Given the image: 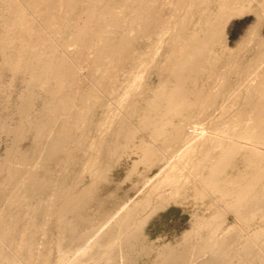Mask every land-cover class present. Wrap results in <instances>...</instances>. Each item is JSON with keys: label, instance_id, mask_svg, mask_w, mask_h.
Masks as SVG:
<instances>
[{"label": "bare ground", "instance_id": "obj_1", "mask_svg": "<svg viewBox=\"0 0 264 264\" xmlns=\"http://www.w3.org/2000/svg\"><path fill=\"white\" fill-rule=\"evenodd\" d=\"M181 1L182 0H164L160 3L157 11H161L166 7L173 8ZM246 1H252L259 4V6H262L261 15L257 13V22L264 20L262 19L264 18L262 16V12L264 13V0H191L188 5H181L180 8L185 10V12L183 11L182 14L178 13V15H181L180 18L175 17L174 27L179 24L178 30L165 31V34L169 35L168 39L171 44L167 47L169 48V51H167L168 55L166 54V62L162 64L160 62L162 67H159L163 68L160 69L161 71L163 70V74L168 71V78L170 77V79L167 81L165 80V82L162 83V80L159 77V81L161 80L162 84L160 85V82L158 83L160 86L154 89V96L149 97L147 100L145 99L146 103L144 104L148 106L146 107L147 113L145 112V115L139 117L140 124H138L141 125L140 128H143V130H147L146 128L148 127V129H150V127H152L153 130H155V133L169 132V135L165 137V141L163 142L169 141L172 143L175 141L177 142V145L178 142H181V146L184 148H181L183 151L180 153L182 154V157H186V160L183 161V163H181L182 160H178L169 165L167 169L163 168V170H165L163 178L160 176H157V178H155L156 180L152 178V180H154V182L152 181L153 184L141 198L124 207L118 206L116 211L111 215V224L106 231L101 234L99 233L97 237L91 239V232L89 230L87 231L85 229L84 231L82 229L85 220L81 219L77 213L82 204L90 201L96 187L95 176L101 172L97 167L98 171H96L93 164L98 162L104 154H107L109 149L112 147V144H118L121 139V128L123 126H120L121 128L119 129L116 128L117 130L115 131H113V128V135H108L109 133L107 134L109 138L110 136H115L113 139L111 137L112 142L110 139H108L109 141L107 140L111 145L108 144V142H105L107 139L106 137H103V140L99 139L96 142L93 148L94 153H92V156L90 155V159L86 161L88 166L85 165L83 173L78 172L75 169L77 167L76 165H78L76 162L78 155L74 151L79 147H84V143L81 138L85 137L84 134L86 131L85 127H87L86 124L91 123L90 119L92 118L88 117L89 113L93 108L101 103H99L100 101L97 98L98 92L96 93L92 84L90 85L92 86L91 88H85L86 91L83 86H81L84 92L82 90V92L77 91L74 93L72 90L75 85L79 86L78 83L80 81L73 65L77 56H73L68 53L69 48L67 49L66 47L70 44V42L66 39L57 38L58 33H60L61 28L63 27V22H66V15L57 14V11L55 10V0H0V3L6 4L5 7L7 9V15H4V13L0 10V20H2V25L0 23V27L2 28L0 31V49H3L4 53L5 50H8L9 52V50L11 51V49L14 48V43L18 41L20 42L19 44L21 47H18L19 49L16 50L14 49L15 51L18 50L16 53V62L14 60L16 58L14 56L15 54L11 55L10 53H6L4 56H6L5 58L8 57L10 59L11 56L15 57L13 59L14 62L12 61L13 63L11 64H13L15 69L18 68L16 72L20 71L19 69L22 67L27 69L26 82L28 87L31 88L29 94L20 99L15 106L13 113L18 116L19 121L12 123L11 115H6L5 118H1L3 115L0 114V126L2 127L1 129H3L1 131H6V134L9 133V135L10 133H13L12 136L14 135L13 137H15V140H12L13 144H11L12 146L10 149L7 146L9 149L8 152L6 151L8 155L5 153L7 160L4 161V164L0 165V264H23L24 260L32 262L29 264H33L34 258L35 248L34 242L31 240L32 234L21 235L16 231L17 226L15 222L18 220L17 216H6V207L9 205L10 207H19V209L24 211L23 214L29 217V220L33 222V227L36 230L43 231L48 248H46L42 254V259L37 264L48 263V252H51L49 247L52 246L54 244V240L59 238V236L63 233L61 232L62 230L59 231V234L51 232V229L53 228V221L57 222L55 228H63L65 235L69 238L68 243L60 240L57 242L59 243L58 246L61 248V252L59 251L60 256L58 257V264H136V260H128V257L129 255L134 254V252H131V249L134 248L138 239H140L141 231L145 224V217L143 216L144 212H149L150 214L166 208V205L176 201L178 197L187 195V191L193 188H195V195L193 194L194 200L196 195L202 196L207 193L209 194L208 191L221 193L222 196H220V198L222 197V199L229 198L226 202L227 207H229L228 209L230 212L232 211L235 216V221H233L234 223L227 225L226 220L221 222L222 224H218L220 222H217V220V223H215L214 219L216 216H209L210 218H207L206 220L199 218L202 221H198L194 226H192L191 230H188L185 233L182 237L184 240L183 242H178L176 246L169 244L164 246V248L157 253L152 264H264V33L262 30H260L261 33H259V27L255 25L248 30L245 37H243V39L238 43V49L236 48L238 52L240 53L241 51H245V53H248L244 54L242 58H244L245 55L251 56L248 65L245 63L247 59H245L244 62L241 61L240 63L238 60V67L239 65L241 67V64L244 63V66L241 67V72L238 71L240 67L239 69L236 68V61L234 63L235 66L234 64L233 66L231 65L234 61V59H231L233 60L231 62L229 61L231 64L227 62L228 65L226 63L220 73V69L218 70L219 63H221L220 61H223L222 57H224L223 54L226 51L216 53L218 50L215 51L214 48V46L216 47L217 42H219V38L224 32L225 25L230 18L245 13L246 10L245 7H243V4ZM73 3H76V6L73 9L78 8L81 4V0H76V2H73V0H66L64 6L69 8V6ZM99 6H102V0H98L96 4L94 2L93 7L90 9L91 14H88L86 19H84L85 17L83 16V12L81 10L73 11L71 15L73 16V14H77L75 16H77L78 19L76 21L75 17L74 25H72L73 31L70 33L74 39V43H77L82 47L80 50L86 51L87 53L89 49H95L92 51L93 53H96L97 58L91 61L90 69L92 72H90L89 75L90 81L87 80V82L95 81L96 83L101 82L100 76L113 81L116 77L115 71L123 66L127 55H129L130 51H132V40L128 37V34L123 27L124 25H121L120 27L116 25V22L118 24L119 22L110 10L103 9V12L105 13L102 14L108 15L107 12L110 11L113 17L110 18L108 23L101 21V18L97 17V14L102 10ZM123 8H136L141 10V15L138 21L139 26L142 28L151 27L147 22V12H143L142 10L143 5L141 2L139 3L136 0H130L128 1V5ZM29 9L33 12H28ZM178 10L179 9L176 6L175 11ZM247 11L249 12L251 9L248 8ZM35 13H39L40 16L43 15V28L45 31L47 29H51L52 25H57L56 36H54L53 32H49L48 36H41L39 38L40 41L38 43L35 42ZM94 26L100 28L101 31L96 33L98 34V37L95 36V39H97L92 43L91 37L88 35L87 31L90 30V27ZM40 27L42 31L43 28L41 25ZM108 27H113L115 30L112 32L108 31ZM64 28H67V26H64ZM65 34L66 31H63V35ZM258 34H260V36L259 38H256ZM253 39H258L257 43L254 45V40V43H252L253 46L251 45L249 46L250 48L248 47L246 49V46L251 44L250 42ZM38 46L39 50L37 51L35 48ZM15 51L12 53H15ZM227 52L229 53L230 50ZM232 52L234 53V51ZM232 52L230 55H232ZM79 55H81V51L79 52ZM230 55H226L227 58L229 57L230 59ZM237 56L234 54V57ZM235 59L237 60L238 58ZM0 62L2 63V61ZM5 62L8 61L5 59ZM5 62L2 63V66L7 64ZM156 65H159V62L158 64L156 63ZM206 65L207 67L209 65L210 68V71L208 68L209 74L206 76L209 77V75H211V79H215L216 76V79H226L228 74L231 72L228 69L231 68L232 70L234 67L238 69L237 71L239 73L237 74H239L240 77L243 76L241 77L243 80H240L241 82L238 81V92L236 89L234 92L238 93L239 98L244 96V100L242 99V105L240 106L238 105V101L240 99L237 101L238 97H236L237 102H235L238 105V110L237 113L234 114V117H237V120H241L238 119V117H247L248 122L241 125L238 130L226 129L224 132L226 131L227 133H221L223 136L240 139L238 140L240 141L238 144L235 141H221L219 138H217L218 140H215V135H209L203 131V127L198 125L195 126L188 122L187 119L191 120L188 116L185 117L184 122L181 121L176 125L172 123L174 118H168L170 114L177 117L179 115H183L182 112H184L185 109L187 110L188 106L192 108L193 105H191V102L188 101L187 95L190 97L191 93L195 95L198 92L195 93L194 90L189 89L190 87L186 88L185 84L190 79V81H192L193 78L195 79L194 82H197L196 79L198 78L197 80H199V78L203 76L200 75L199 77L198 75L204 71ZM103 66L105 67V70L103 69ZM139 67H141L139 68L140 70L137 69L136 71V74L138 73V77L143 73L141 70L143 67ZM164 68L166 72L164 71ZM98 69H102L103 74L96 77V72H93V70L96 71ZM144 69L146 68L144 67ZM152 69H155V64ZM206 70L207 69H205V71ZM156 71L154 73H156ZM159 75L161 76V73ZM230 75H232V73ZM138 77L136 78L139 79ZM141 77L142 76H140L139 79L140 81ZM137 79L135 81L138 82L139 80ZM171 79L174 81H170ZM222 81L218 84L222 83L221 85L225 86L224 84L226 83V80ZM81 82L84 83L83 80ZM230 82L231 81H228V84H230ZM39 84H41V86H45L44 95L47 97L44 99L42 106L39 109H35L36 107L33 99L34 96H37L35 88ZM189 85L190 84H187V86ZM221 85H219L218 88H220ZM133 86L135 85L133 84ZM136 86L138 87V83ZM52 87L56 90H50ZM84 87H87V84ZM215 89L213 90L216 93ZM4 90L3 92H5ZM200 90H202L203 93V89ZM208 90V93L212 92L210 91L212 88ZM220 90L221 89H219V91ZM200 93L201 91L197 95H202V93ZM193 94L192 96H194ZM207 95L209 94L204 95V97ZM212 96L214 97V95ZM99 97L102 96L99 95ZM195 97L197 96L192 98L196 99ZM233 99L235 100V98H232L231 100ZM208 100L205 101L207 104ZM196 101L200 104H197L198 102L193 103L196 104L194 107L195 110L196 106L204 105V101L201 97H198ZM133 102L134 101H132V103ZM136 103L137 101L135 104H131L130 102V106L127 105V107H125H130L132 109ZM236 103L232 102L231 104ZM103 104L108 106V103L106 102ZM135 107H137V105ZM124 108L122 107V109ZM126 108L124 109L125 111ZM0 109H2L1 105ZM134 109L136 108L132 109L135 112ZM143 109L145 110V108ZM222 109L224 111L225 107ZM109 110L110 108L106 109L108 114H110ZM119 110L121 111V109ZM127 111L131 110L127 109ZM224 113L225 111L222 112V114ZM222 114L221 116H223ZM91 115L92 112L90 116ZM205 116V122H209L211 120L213 121L211 125L215 127V130L216 127H218V123L221 121L226 122V119L222 120L223 118L220 116L217 118L213 117L214 119L212 117L209 118L210 116L208 117V115ZM118 117L126 118L127 116L124 117L121 115ZM129 117L127 118L128 121ZM93 121L94 119L92 120V126ZM115 121H117V119ZM97 123L99 124L100 121H97ZM101 123L99 125H101ZM171 125L172 127L170 130L167 129ZM78 126L81 130L83 129V135H80V139L77 137L79 141L76 140V142L74 141L75 138H73L74 140L72 139L71 132L75 130V127L79 128ZM205 128H208V126ZM210 129L211 131H214L212 128ZM131 130L132 129H130L129 132V138L134 135L133 130ZM140 130L143 131L142 129ZM206 131L210 130L207 129ZM231 132L233 135H231ZM161 133H156L157 135H154L158 138ZM124 135L127 137L126 134ZM29 137L32 139V145L30 148L24 150L19 148V142L24 139H29ZM199 137L200 139L202 137L200 144L198 143V140H200ZM203 137L205 141H202ZM157 138L154 140H157ZM211 138L213 139L210 140ZM9 139V142H12L11 138ZM124 139L126 140V138ZM206 140L210 141L207 142ZM132 141L133 139L130 143ZM128 143L129 142H127V144ZM151 144L155 146V144ZM151 144H149V146ZM164 144H161L159 149L164 147ZM89 148H91V146ZM151 148L154 150V147L147 148L146 150V156H150V158H152V155L149 154L150 151L152 153L157 150L153 151ZM163 149L164 148H162L161 151H163ZM181 149L178 150L180 151ZM80 150L82 149L79 148L76 152H79ZM161 151L158 150L160 153ZM112 152L115 151L113 150L110 153L108 152V155H112ZM143 153L145 154V152ZM237 154H242L245 158V168L233 177L225 175V171H228L227 167L231 164ZM75 155H77V157ZM161 155L163 154L161 153ZM83 156L85 157L86 155L83 154ZM74 157H76V159ZM143 157L144 158H141L142 160L145 159V155ZM164 157L166 158V155ZM97 158L99 159L97 160ZM71 159L72 161H75L74 163L76 165L72 162L75 168H73V165L71 164L72 169L75 170L70 169V172L68 171V173L65 171H67L66 169L70 167L69 165L71 163ZM101 160L106 159L102 157ZM54 161L57 162H55L56 167L54 166L56 170L51 169V163L53 162V164H55ZM101 163H105V161H101L100 165H102ZM229 168L230 167H228V169ZM40 170H43L44 173H40ZM102 170H104V167ZM3 173L6 174L4 175ZM84 173L89 174L91 183L79 188V183H81L84 179ZM1 174L3 175L1 176ZM191 177H194V179L198 181V184L195 183L193 188L190 186L191 183H188ZM165 181L167 183H165ZM184 192H186V194H183ZM34 194H36L37 201L35 202L34 199H32L30 204L28 201L34 196ZM214 195L216 197V194ZM218 201L215 202L214 200V202L217 203V206ZM110 204H112V202ZM221 206L220 208H222ZM225 206L226 204L223 207ZM223 209L225 211L228 210L227 208V210L222 208L221 212L219 211L217 213H222ZM225 213L227 212H224L223 215ZM219 216L223 218L221 214ZM217 219L220 218L217 217ZM254 219H258L259 224L252 228V226H250V221H246L251 220L252 222ZM22 237H25V239ZM76 238L78 240L77 244L87 242L88 245L82 253L68 255L67 252L63 251L65 245L67 246L71 244ZM150 250L152 251V249Z\"/></svg>", "mask_w": 264, "mask_h": 264}, {"label": "rangeland", "instance_id": "obj_2", "mask_svg": "<svg viewBox=\"0 0 264 264\" xmlns=\"http://www.w3.org/2000/svg\"><path fill=\"white\" fill-rule=\"evenodd\" d=\"M97 1L98 0H81V4L78 6V8L73 9L76 6V3H73L72 5L69 6V8H67L64 6V3L66 2V0H55V2H56L55 3V5H56L55 10L57 11V14H61V15L65 14L66 15V22L65 21L63 22V27L61 28L60 33H58L57 38L58 39H66L68 42H70V44L66 47L67 49L69 48L68 53L72 54L73 56L74 55L77 56V59L74 60L75 62L73 63V65L75 67L77 77L80 80L78 83L79 86L80 87L83 86L84 89L88 88V87L91 88L92 86H94L96 93L98 92L97 98L100 101L99 103H101L92 109V111H91L92 115L91 116H90L91 112L89 113L88 117L92 118V119H90L91 123L86 124L87 127H85V129H86L85 134H84L85 137L81 138L82 142L84 143V147H79L80 149H82L79 152H76L77 150H79V148L75 149V151H74L78 155V159H76L77 155H75L76 157H74L76 159V162L78 163V165H76L74 163L75 161H72V159H74V158H72L71 163L69 165L71 168L68 166L69 168H67L66 169L67 171H65V172H68V171L70 172V169L71 170L76 169L78 172L83 173V168L85 167V165H87L86 161L88 159H90V155L92 156V153H94L93 148H94L96 142L99 139L106 137L107 139L105 140V142L107 143L109 141L108 139L111 140V137H112V139L115 137V136L114 137L110 136V138H109V136H108V135H113V132H112L113 128H114L113 131H115V130H117L123 126L121 128L122 134L120 137L122 140L120 139L118 144L117 143L112 144V147L113 148L116 147V148L113 149L111 147L108 151L110 153L111 151L114 150L115 152L111 153L113 156L108 155L109 153L107 152V154H104L102 156L107 161L101 160L102 157L100 159L103 162L105 161V163H101L102 165H100L101 161L98 160L99 158H97L98 162H95L93 164L94 169H96V171H98L97 170V168H98L99 171H101V172L96 174L97 179L95 176V180H96L97 184L95 183L96 187L94 189V192L92 194L90 201L82 204L81 208L78 210V213H77V215L80 216L81 219L85 220L84 226L82 229L84 231L86 229L87 231L89 230L91 232V234H92V236H90L91 239L97 237V235H99V233L101 234V233L106 231V229L111 224V220H112L111 215H112V213H114L116 211V208L118 206L124 207L126 205L132 204L133 202L137 201L139 198H141L149 190L150 186L153 184L154 180H156L155 178H157V176H160L161 178H163L164 174H165L164 173L165 170H163V168L167 169L169 167V165L173 164V162H176L178 160H182L181 163H183V161L186 160V157L185 158L182 157V154H181L183 151L181 149L183 147V146H181V142H178V145L176 144L177 142H175V141H174L175 143L174 142L171 143L169 141L163 142V141H165V137L169 135L168 134L169 132H167V133L156 132L157 134L161 133V135H160L161 138L160 137L157 138V136H155L157 134L155 133V130H153L152 127H150V129H148L149 127L146 128L149 131L143 130V128H140L141 125H139L140 124V122H139L140 118L139 117H142L143 115H145V112L147 109L146 107H148V106L144 103H146V100L149 97L154 96V93H153L154 89L158 88L163 82H165V80L167 81L170 79V77L168 78V73H167L168 71L166 72L165 68H164V71L167 74L166 73L163 74V70L162 71L160 70L163 68H159V67H162V65H161L162 63L166 62V56L168 55L167 51H169V48H167V47H169L171 44L169 42V39H168L169 35L165 34V31L166 30H178L179 24H177L174 27L175 17L180 18L181 15H178V13L182 14L183 11L185 12V10L180 8L181 5H188V3L191 2V0H182L181 2H179L178 5H176L177 8L179 9L178 11H175L176 6H174L173 8L166 7L161 11H157V8H159L160 3H162L164 0H136L139 3L140 2L142 3V5H143L142 10H143V12H147V22L149 23V26H151L148 28H142L139 26V23H138L139 17L141 15V10H138L136 8H134V9H132V8L124 9L123 8L124 6L128 5V1H130V0H102V6H99V8L102 10L99 13L97 11V13H98L97 17H100L101 21H105L106 23H108L110 18L113 17L112 14L110 13V11H111L119 22V24L116 22V25L119 27L121 25L122 26L124 25L123 27L126 30L128 37L132 40V51H130L129 55H127V58L123 64V66L120 69L115 71L116 77H115V79H113V81H111L108 78H105L103 76H100L101 74H103L102 69H98L96 71L93 70V72H96V75H97L96 77H99V76L101 77L100 78L101 82L96 83L95 81L89 82L90 81L89 75H90V72H92V70L90 69L91 61L93 59L95 60L97 58L96 53H93V51H92L95 49L91 48L87 51V53H86V51L80 50V49H82V47L79 44L74 43V39L70 33H71V31H73L72 25H74L75 17H76V21L78 19L77 16H75L77 14H73V16H72L71 13H73V11H75V10H81L83 12V16L85 17L84 19H86V16L88 14H91L90 9L93 7L94 2L96 4ZM165 1H169V0H165ZM73 2H76V0H73ZM246 2L243 4V7H245V10H246L245 13L230 18V20L225 25L224 32H223L224 34L222 33L221 37L219 38V42H217V44H216V47L214 46L215 51L218 50L216 53H221V52L226 51L223 54L224 57L226 55L227 56L230 55V53L232 51H234V53L232 52V55H230V59H229V57L227 58V56L225 58L222 57L223 61H220L221 63H219V67H218V70L220 69V73L222 72L221 70L224 67V65H226L227 62L230 63L231 61H233L231 59H234V61L232 62V64L231 63L230 64L233 66V64L236 61V68H238V69L240 67V65L238 67V60L240 63L241 61L244 62V60L247 59V61L245 63L247 65L249 64V62H250L249 60H250L251 56L245 55V57L242 58V56L244 54H248V53H245V51H243V52L241 51L240 52L241 55H240V53L237 50L238 49V43L243 39V37H245L248 30H250L253 26L257 25V27H259V30H258L259 33H261L260 30H262V32L264 33V20H262L261 22L258 21L259 23L257 22V16H258L257 13L261 15V11H262L261 7L262 6L261 5L259 6V4L252 2V1H250V2L246 1ZM5 6H6V4L0 3V10L2 11V13H4V15H7V9ZM248 8H250L251 11L248 12L247 11ZM103 9L104 10H110L107 12L108 15L102 14V13H105V12H103ZM30 10L31 9H29L28 12L32 13L33 11H30ZM252 10H256V11H252ZM35 14H36V21H35L36 26H35V30H34V34H35L34 37L36 38L35 42L38 43L40 41L39 38L41 36L42 37L44 35L48 36L49 32H53L54 36H56V30H57L56 26L57 25H54V26L52 25L51 29H47L45 31L43 28V25H44L43 15L40 16L39 13H35ZM263 14L264 13L262 12V16L264 17ZM31 17H34V16H31ZM32 19H34V18H32ZM262 19H264V18H262ZM0 21H1L0 23L2 25V20H0ZM80 23H81V19H80ZM100 24H102V23H100ZM40 25L43 28L42 31H41ZM64 26H67V28H64ZM89 29L90 30H88L87 32H88V35L91 37V42L93 43L97 39V38L95 39V36L98 37V34H96V33L101 31V29L98 27H95V26L90 27ZM1 30H2V28L0 27V31ZM113 30H115V28L108 27V31L112 32ZM63 31H66L65 35H63ZM259 36H260V34H258V36L257 37L255 36V37L259 38ZM254 40H255V43H254ZM257 40L258 39H253L250 42L251 44L248 43L249 45L246 46V49L251 45L253 46L252 43H254V45H255L257 43ZM19 43H20L19 41L14 43V48L12 47L13 49H11V51L9 50V52H8V50L6 51L4 49L5 50V53H4L3 49L2 50L0 49V61H2V63H3V62H5V59H6V61L9 62V63L5 62L7 64H5L4 66H2V63L0 62V67H1L0 68V78H1L0 79V105L2 107V109H0V112H1L0 114L3 115V116H1V115L0 116H1V118L2 117L5 118L6 115H11L12 120H15V121L11 120L12 123L19 121L18 116L13 113L15 110L16 104L20 101V99L27 96L31 90V88L28 87L27 82H26V79H27V71L26 70L27 69L25 67H22V68L20 67L21 68V69H19L20 71L16 72V70H18V68L15 69V67H13V64H11L14 62V60H15V62L17 60L16 53L18 52V50L17 51H15V50L19 49L21 47V45ZM15 44H17V45H15ZM38 48H39V46L35 49L38 51L39 50ZM229 50H230V52L228 53L227 51H229ZM1 51L3 52V54ZM14 51H15V53H12ZM80 51H81V55H79ZM236 51L238 53V56H237ZM6 53L7 54L10 53L11 55L15 54L14 56L16 58L14 56H11V59L8 57L5 58L6 56H4V55H6ZM234 54L237 57H234ZM246 57H248V58H246ZM235 58H238V59L236 60ZM158 62H159V65H161V66L156 65V63L158 64ZM160 62H161V64H160ZM228 63H227V65H228ZM154 64H155V69H152V68H154ZM139 66L143 67L141 69L143 73L141 75L140 74L141 72L139 71L140 75L138 77L137 76L138 73L136 74V71H137V69L141 68ZM157 66H158V68H157ZM234 66H235V64H234ZM243 66H244V63L241 64V67H243ZM144 67L146 69H144ZM206 67H207V65L205 66L204 71H205V69H207L206 71H208L209 65L207 68ZM241 67L239 70L234 67L232 69V70L236 69L234 71H232L231 68H229L228 70L231 71L230 74L232 73V75L228 74V77L226 79H223V78L222 79H220V78L216 79L217 76L215 77V79H211L210 78L211 75H209V77H207L206 75L209 74L210 68H209L208 72L205 71L206 74L204 73V71H202L201 74L199 73V75H198L199 77H200V75H203V76H201L200 77L201 79L199 78V80H197L198 79L197 78L196 79L197 82H194L195 81L194 78L192 79V81H190L191 80L190 79L185 84V87L186 88L190 87L189 89L194 90L195 93L198 92L195 95L193 93H191V94L189 93L190 97H188V95H187L188 101H190L191 105H193L192 106L193 109L190 108V106H188L187 110L186 109H185V111L183 110L184 111V112H182L183 115H179L180 118H179V116L177 117V116L171 115V114L168 118H174L172 123L174 125H176L177 123H180L181 121L184 122L185 117L188 116L191 118V120L187 119L188 122H190L191 124H193L195 126L198 125V126L203 127V131H205L209 135H212V136L215 135L216 136V137H214L215 140H218L217 138H219L221 141H229V142L235 141V142H237V144L240 143V141H238L240 139H238V138L234 139V138H231L230 136H229L230 137L229 138L227 136H223L222 134L226 132V131L224 132V130H226V129H228V130L237 129L238 130L241 125L248 122L247 117H242V118L238 117V119H241V120H237V117L236 118L234 117V114L237 113V110H238L237 106L242 105V99L244 98V96H241L239 98L238 93L234 92L235 89L238 92V86H237L238 81L243 80L241 78L243 76L240 77L239 74H237V73L242 71ZM103 69L105 70L104 66H103ZM143 70H145V71H143ZM155 71H156V73H154ZM158 71H161V72H158ZM233 72L236 74H234ZM160 73H161V76L162 75H164V76L161 77L159 75ZM240 75H241V73H240ZM140 76H142L141 81L139 80ZM165 76L167 77V79ZM229 76H230V78H229ZM136 77H138L139 79H137ZM159 77L162 80V83H161V80L159 81ZM212 78H214V77H212ZM81 79L84 81V83L87 84V87H84V86H86V84L81 82L82 81ZM96 79H98V78H96ZM136 79L139 80L140 82L135 81ZM87 80H89L88 81L89 85H88ZM220 80L221 81L226 80V83L224 82L225 86L221 85L222 83L218 84L221 82ZM170 81H174V80L171 79ZM216 81H217V84H216ZM228 81H231L230 84H228ZM93 82L96 84H94ZM136 82L138 83V87L136 86V84H137ZM189 82H192V83H189ZM193 82L196 83L197 86ZM91 84H92V86H90ZM133 84L136 87L133 86ZM187 84H190V85L187 86ZM219 85H221L220 88H218ZM79 86H77V85L74 86V88L72 89L74 93L77 91L82 92L83 89H82V87L80 88ZM216 86L218 89L216 88ZM223 87H224V89H223ZM44 88H45V86H43V85L41 86V84H39L35 88V92L37 91L36 92L37 96H34V99H33L35 107H36L35 109H39L42 106L44 99L47 97L44 95ZM192 88H194V89H192ZM205 88H206V90H205ZM210 88H212V90H210L212 92L208 93V91H209L208 89H210ZM200 89H203L204 94L202 93V90H200ZM213 89H215L217 94L214 92ZM219 89H221L222 91L221 90L219 91ZM3 90L6 93L3 92ZM50 90L55 91L56 89L54 87H52ZM85 91H86V89H85ZM149 91H151V92H149ZM200 91H201L202 95L198 96L197 94H199ZM217 91H219V92H217ZM83 92H84V90H83ZM213 92H214V94H213ZM210 93H211V95H210ZM192 94L194 96H197V97H195L196 99L198 97H201L202 100L204 101V105L202 104L203 106H201V105H198L201 107L196 106V110H198V111H196L194 108L196 104H193L195 102L197 103L198 101H196V99L192 98V97H194V96H192ZM206 94H209L210 96L207 95L206 97H204V95H206ZM99 95H101L102 97H99ZM212 95H214V97ZM231 96H234V97H231ZM203 97H204V99H203ZM216 97L218 98V100ZM236 97H238V99ZM136 98H137V100H136ZM232 98H235V100L234 99H233L234 101L231 100ZM236 99H237V101L240 99L239 100L240 102L238 101V105L236 103L237 102ZM130 100L134 101L133 102L134 104L137 101V103H136L137 107H135L136 105H134L133 107L131 105L132 109L136 108V109H134L135 112L130 107L126 108L127 105L130 106L129 105L130 102H131V104H133L132 101H130ZM193 100H195V101H193ZM206 100H208V104H207V102H205ZM192 101H193V103H192ZM104 102L108 103V106L103 104ZM199 102H200V100H199ZM199 102L197 104H200ZM209 102H213V103H209ZM232 102L236 103V104H231ZM209 104H211V105H209ZM213 105H215V106H213ZM233 105H235L237 107V109ZM122 107L123 108L125 107L126 111L124 110L125 108L122 109ZM224 107H225V110H224L225 113L222 114V112H224L222 108H224ZM6 108L8 109V111ZM109 108H110V110H109L110 114H108L106 111V109H109ZM143 108H145V110ZM119 109H121V111ZM127 109L131 110V111H127ZM226 111H227V113H226ZM106 113L108 114V116ZM219 113H220V115H219ZM120 114L124 117H126V116L127 117L126 118H123V117L120 118V117H118V116H121ZM130 114H131V116H130ZM221 114L223 116H221ZM205 115H208V117L210 116L209 118H211V117L217 118L220 116L223 118L222 120L226 119V122L221 121L220 123H218V125H217L218 127H216V130H215V127L213 125H211L213 122L212 120L209 122H205V120H204V117H206ZM172 116H174V117H172ZM117 117L119 118V120ZM128 117H129V121L127 119ZM113 118H114V121H113ZM93 119H94V121H93V126H92V120ZM116 119H117V121H115ZM121 119H125V120H121ZM193 119H195V120H193ZM97 121L98 122L100 121V123L102 122L101 125H99L100 123L98 124ZM108 121H109V123H108ZM120 124H122V125H120ZM172 125L169 126L167 129L170 130ZM101 126H102V128H101ZM207 126H208V128H205ZM1 128L2 127L0 126V162L2 161L3 163L1 162L0 165L4 164L5 163L4 161L7 160V156H5L7 154L6 151L7 152L9 151L10 147L12 146L11 144H13L12 140H15V137H13L14 135L12 136L13 133H10V135H9V133L6 134L7 132L1 131V130H3ZM210 128H212V130H214V131H211ZM79 129H80V127L79 128L75 127V130H73L71 132L72 139L75 138V140L73 139L74 141H76V140L79 141L78 138L80 139V135H83V133H82L83 129L82 130L80 129L81 132L79 131ZM130 129L133 130L134 135L129 138ZM140 129H142L143 131H141ZM207 129L210 131H206ZM150 130H151V132H150ZM126 131H127V133H126ZM135 131H136V133H135ZM110 132H112V133H110ZM219 133L220 134L222 133V134L220 135ZM5 134H6V136H5ZM124 134H126L127 137ZM2 135H3V137H2ZM231 135H233L232 132H231ZM122 136H123V138H122ZM153 137L157 138V140H154L155 138H153ZM9 138H11L12 142H9L10 141ZM124 138H126V140ZM132 139H133V141L130 143V141ZM199 139H200V137H199ZM201 139H202V137H201ZM201 139L200 140L197 139L199 144L201 143ZM212 139L213 138H211L210 140H212ZM210 140H206V141L208 142ZM21 141L19 142L18 145H19V148H21L23 150L30 148V146L32 145L31 144L32 139L30 137H29V139H24ZM202 141H205L204 137H203ZM111 142H112V140H111ZM127 142H129L128 143L129 145L127 144ZM124 143H125V145H124ZM151 143L155 144V146H153ZM108 144H110V142H108ZM149 144H151V145L149 146ZM161 144H164L163 145L164 147H161V149L164 148L163 151H161V149H159ZM92 145H93V147H92ZM123 145H124V148H123ZM7 146L9 147V149ZM90 146H91V148H89ZM127 146H129V147H127ZM145 147H147V148L154 147V150H153V148H151L153 151H155L157 149L155 152H152V153L150 151L149 154L152 155V158H150V156H146L147 148H145ZM118 148H119V150H118ZM141 148H142V150H141ZM178 149H181V150L179 151ZM158 150L161 151V153L164 156L166 155V158L163 155H161V153L158 152ZM164 150H166V151H164ZM143 152H145V154ZM154 153H159V154H154ZM83 154L86 156L84 157ZM142 155L143 156L145 155V159H146V157H147V159L142 160L141 158H144ZM153 155H154V158H153ZM80 156H81V158H80ZM82 157H84V158H82ZM148 158H150V159H148ZM56 161H54V163ZM72 162L78 168L77 167L75 168V166ZM106 162H108V163H106ZM161 162H163V163H161ZM56 163L55 164H53V162L51 163V165H52V166L50 165L51 169L56 170V168H55ZM79 163H80V165H79ZM71 164L73 165V168H75V169H72ZM103 164H106L107 166L103 165ZM95 165H97V166H95ZM245 165H246L245 158L242 156V154H240V155L237 154V156H235L234 160L228 166L230 168L228 169V167H227L228 171H225V173H226L225 175H229V176L233 177L234 175H237L239 171L243 170L245 168ZM103 167H104V170H102ZM40 173L43 174L44 173L43 170H40ZM3 174L5 175L6 173H3ZM3 174H1V176ZM86 174L87 173L83 174L84 179L81 181V183H79V188H82V187L91 183V179L89 177V174H87V175ZM98 175H99V177H98ZM161 175H163V176H161ZM152 178H154V180H152ZM192 178L194 179V177H191L189 179L190 182L188 181V183H191L190 186L193 188L195 183H197L198 181L196 179H194L195 180V182H194V180ZM165 183H167V182L165 181ZM194 190H195V188L189 189L188 191L186 190L187 195H185V196L183 195L181 197H178V199L176 201H173L172 203L166 205V208L158 210L155 213L149 214V212H144L143 216L145 217V224H144L143 229L141 231L140 239H138L134 248L131 249L132 250L131 252H134V254L129 255V257L127 256L128 260H136V264H152V262L156 258L157 253H159V251H161V249H163L164 246H166L168 244L176 246L178 242H180V243L183 242L184 240L182 237L185 235V233L188 230H191L192 226H194L198 221L199 222L202 221L201 219L206 220L207 218L209 219L212 216H214V217L216 216L214 219L215 223L220 222L218 224H222L221 222H223L224 220L227 221V223H226L227 225L228 224L231 225V223H234L233 221H235V216L232 213V211L230 212V210L228 209L229 207H227L226 201L229 198H223L222 199V197L220 198V196H222L221 193L216 192V191H215L216 193L213 191H208L209 194L207 193V194L202 195V196L196 195L197 199L195 197V200H194V198H193L195 195ZM183 194H186V192H184ZM214 194H216V197ZM111 197H113L114 199ZM36 198H37L36 194H34V196L28 202H30V204H31L32 199H34V201L36 202L37 201ZM220 199H222V200H220ZM214 200H215V202H217L219 200L218 206H217V203L214 202ZM111 202H112V204H110ZM219 202H221V203H219ZM225 204H226V206L223 207ZM220 206L222 208H225V209L227 208L228 209V210L226 209L227 211H225L223 209V211L227 212V213H225L223 215L224 212L222 211V213L218 214L217 212H219V211L221 212V209H222V208H220ZM170 208L172 211H170L169 213L164 215L165 213H163V211L170 209ZM111 209H113V210H111ZM108 212H109V214H108ZM23 213H24V211L19 209V207H17V208H16V206L10 207V205L6 207V216L12 217V216L16 215L18 218V220L15 222V224L17 226L16 231L21 235L32 234L31 240H33L34 248H35L34 249L33 264H37L42 259V254L44 253L46 248H48V245H46V238L43 235V231L42 230H36L33 227V222L31 220H29V217H27ZM220 214L223 216V218H221L219 216ZM161 216H165V217L164 218L162 217V219H160ZM217 217L220 219H217ZM180 218H183V221L185 222L184 223L185 226H183L184 228H180L178 230L175 227H173L174 226L173 221H176ZM199 218H201V219H199ZM216 220H217V222H216ZM249 221H250V226H252V228H254L255 225L257 226L259 224L258 219H256V220L254 219L252 222H251V220H248L246 222H249ZM56 224H57V222H55V221L52 222L53 228L51 229V232L55 233V234H59V231L62 230L61 232H63V233L59 236V238H56L54 240V244L49 247L51 249V252L46 251L49 254L47 264H58V260H59L58 257L60 256L61 248L58 246L59 243H57V242L59 240L60 241H66L67 243L69 242V240H68L69 238H68V236L65 235L63 228L62 229L61 228L56 229L55 228ZM176 232L178 233L177 235H176ZM22 238L25 239V237H22ZM77 241L78 240L76 238L72 241L73 244L76 243L75 245H73L71 242L70 243L72 245L71 244H69L67 246L65 245V248L63 251L67 252L68 255L69 254L82 253L83 250L88 245V243L85 242L83 244L82 243L77 244ZM150 249H152V251ZM109 258H111V257H109ZM129 258H132V259H129ZM29 263H32V262H28L25 260L23 262V264H29Z\"/></svg>", "mask_w": 264, "mask_h": 264}, {"label": "crops", "instance_id": "obj_3", "mask_svg": "<svg viewBox=\"0 0 264 264\" xmlns=\"http://www.w3.org/2000/svg\"><path fill=\"white\" fill-rule=\"evenodd\" d=\"M170 211H172L171 210V208L170 209H167V210H165V211H163V213H165L164 215H166L167 213H169ZM162 217L164 218L165 216H161L160 217V219H162ZM185 222L183 221V218H180V219H178V220H176V221H173V227H175L176 229H180V228H184L183 226H185V224H184ZM182 225V226H181ZM178 233L176 232V235H177Z\"/></svg>", "mask_w": 264, "mask_h": 264}]
</instances>
